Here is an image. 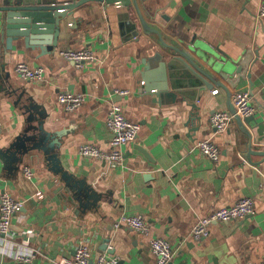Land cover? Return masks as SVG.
Here are the masks:
<instances>
[{"label": "crops", "instance_id": "0c3cea01", "mask_svg": "<svg viewBox=\"0 0 264 264\" xmlns=\"http://www.w3.org/2000/svg\"><path fill=\"white\" fill-rule=\"evenodd\" d=\"M137 1L161 35L141 30L132 3L88 1L61 19L57 37L49 34L50 45H40L45 40L35 35L29 43L20 37L10 47L3 44L0 207L3 192L23 206L12 217V232H0V264H53L73 256L81 243L95 256H117L118 264H157L153 238L173 247L167 264H264V160L248 151L251 141L264 148V18L257 16L263 0ZM160 36L166 43L201 42L225 58L251 51V77L230 97L219 86L196 87L183 63L169 67L171 52ZM83 48L96 59L77 66L60 54ZM20 62L44 67V79L21 77L15 69ZM162 75L168 93L157 88ZM125 89L128 95L116 93ZM243 90L256 107L245 123L250 135L236 119L217 132L212 114L229 110L234 93ZM63 91L85 100L68 110L59 101ZM114 102L141 124L136 140L122 146L119 167L80 154L87 143L112 149L107 117ZM205 139L219 146V160L197 147ZM82 186L93 195L75 200ZM244 196L255 199L253 215L213 223L209 236L199 240L192 236L203 215ZM134 214L144 216L149 234L116 226Z\"/></svg>", "mask_w": 264, "mask_h": 264}, {"label": "built area", "instance_id": "2783aa9c", "mask_svg": "<svg viewBox=\"0 0 264 264\" xmlns=\"http://www.w3.org/2000/svg\"><path fill=\"white\" fill-rule=\"evenodd\" d=\"M257 16L264 18V0ZM60 54L73 61L77 66H81L84 62L94 61L96 59L94 52L90 48L83 49H66L61 50ZM17 73L28 80L44 79L45 68L42 66L31 67L27 63L20 62L15 67ZM116 93L128 95L129 90H116ZM85 96L70 91H63L59 95V101L68 110H73L82 105ZM233 102L236 107V113L230 110H216L211 116V123L217 132H223L230 126L236 114L242 116L252 115L256 111V107L252 101L251 93L247 90L237 91L233 95ZM107 125L112 133L111 147L109 151L102 150L93 144H83L80 147V154L89 158H101L107 160L111 166L119 167L123 161L122 146L136 140L141 124L137 121L129 119L123 107L114 102L112 103L107 117ZM3 123L0 120V130ZM209 158L214 161L220 158L219 146L210 139L200 141L197 145ZM28 176L32 175L30 167L25 168ZM38 195L43 196L42 192ZM23 206L22 201L14 199L10 193L3 192L0 207V232L9 235L12 232V217ZM255 199L251 196L241 197L236 203L230 206L216 208L209 213L203 215L193 228L192 236L195 239L207 237L210 234L211 226L216 222H229L235 219H242L255 213ZM116 226H126L139 231L142 234H149L150 225L142 214L124 215L116 223ZM151 248L156 254L157 264H167L174 255L173 247L170 242L163 238H153L150 241ZM29 259V258H27ZM118 257L108 255L106 253L94 255L90 245L81 243L76 247L73 256H63L57 259L53 264H118Z\"/></svg>", "mask_w": 264, "mask_h": 264}, {"label": "water", "instance_id": "95a60500", "mask_svg": "<svg viewBox=\"0 0 264 264\" xmlns=\"http://www.w3.org/2000/svg\"><path fill=\"white\" fill-rule=\"evenodd\" d=\"M88 1H102L107 4L119 3L126 6H131L132 3L139 15L141 30L146 33L157 32L161 35L160 29L149 24L143 16L137 0H0V59L3 53V44L6 43L4 48L10 47V42L16 38L24 37L29 43L30 35H35L37 38L42 37L45 40L37 41L40 45H50L48 43L49 34L53 33L57 37L61 19L66 18L77 7ZM160 38L162 45L171 52L172 60L168 62L169 67H176L177 61L183 63L182 66L186 67L189 74L193 76L190 82L196 87L208 90L219 86L224 88L230 97L232 89H235L242 79L251 77L247 70L253 60L251 51L239 58H225L195 40L191 42L172 40V43H166L162 36ZM54 44H56V40ZM161 68H164V64L161 65ZM171 83L172 88L175 89L176 85L173 80ZM156 85L163 92H169V82L164 75ZM147 87L149 88V86ZM172 94L175 97L176 93ZM229 106V110L236 113L235 105L230 103ZM235 119L241 129L250 135L245 123H250L254 116L244 117L236 114ZM248 151L250 154L262 156L264 160V148H255L252 141L249 143ZM65 174L67 175V173ZM79 192L80 194L75 196V200L93 195L85 186H82Z\"/></svg>", "mask_w": 264, "mask_h": 264}]
</instances>
